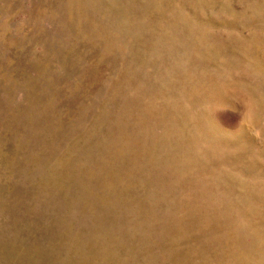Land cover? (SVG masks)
<instances>
[{
    "label": "rangeland",
    "instance_id": "1",
    "mask_svg": "<svg viewBox=\"0 0 264 264\" xmlns=\"http://www.w3.org/2000/svg\"><path fill=\"white\" fill-rule=\"evenodd\" d=\"M0 264H264V0H0Z\"/></svg>",
    "mask_w": 264,
    "mask_h": 264
}]
</instances>
